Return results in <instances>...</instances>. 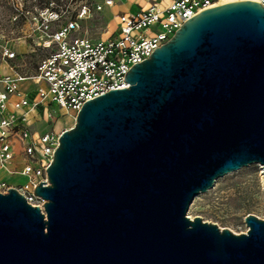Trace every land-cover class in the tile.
I'll return each instance as SVG.
<instances>
[{
  "label": "water",
  "instance_id": "water-1",
  "mask_svg": "<svg viewBox=\"0 0 264 264\" xmlns=\"http://www.w3.org/2000/svg\"><path fill=\"white\" fill-rule=\"evenodd\" d=\"M87 102L34 193H0V264H264L248 231L191 219L193 201L253 164L264 178V8L242 0L184 23Z\"/></svg>",
  "mask_w": 264,
  "mask_h": 264
},
{
  "label": "built area",
  "instance_id": "built-area-1",
  "mask_svg": "<svg viewBox=\"0 0 264 264\" xmlns=\"http://www.w3.org/2000/svg\"><path fill=\"white\" fill-rule=\"evenodd\" d=\"M79 1L84 5L75 18L66 20L68 12L51 5L32 20L28 38L32 52L40 55L33 73L10 66L8 62L19 55L0 47V60L9 67L3 72L0 66V193L15 188L42 212L46 201L34 191L41 183L49 185L47 170L62 134L53 129L57 118L49 108L55 105L64 115L76 116L87 102L128 88L127 73L149 59L184 23L210 8L242 0H147L121 11L115 35L97 40L80 34L81 21L91 10L90 0ZM248 1L264 8V0ZM115 4L116 0H105L107 7ZM34 34H41L39 41ZM41 126L47 130L40 131Z\"/></svg>",
  "mask_w": 264,
  "mask_h": 264
},
{
  "label": "rangeland",
  "instance_id": "rangeland-1",
  "mask_svg": "<svg viewBox=\"0 0 264 264\" xmlns=\"http://www.w3.org/2000/svg\"><path fill=\"white\" fill-rule=\"evenodd\" d=\"M138 1L135 0V3ZM123 3L124 0L121 2L116 0L115 6L107 7L105 0H90L87 5L91 11L81 21L80 34L91 40L115 35L117 18L120 14L119 6ZM51 5L66 10L68 12L66 20H69L75 18L84 2L79 0H0V47H8L19 55L8 64L18 67L22 73H33L40 57L38 53L32 52L33 45L28 38L31 22L42 9ZM101 6L102 9H99ZM66 20H63L61 24ZM40 35L34 34V40L39 41ZM0 66L3 72H9L5 61L0 60ZM54 108L57 107L54 105L49 108V111L57 118L53 129L57 134H61L74 126L76 118H74L75 115H64L63 112ZM39 130L44 132L47 128L41 126ZM262 172L259 164H253L218 179L214 188L199 195L193 201L188 216L191 219L201 217L203 221L216 224L221 229H229L235 234L246 233L248 227L245 218L248 215L264 219ZM24 181L25 179L22 180Z\"/></svg>",
  "mask_w": 264,
  "mask_h": 264
},
{
  "label": "crops",
  "instance_id": "crops-1",
  "mask_svg": "<svg viewBox=\"0 0 264 264\" xmlns=\"http://www.w3.org/2000/svg\"><path fill=\"white\" fill-rule=\"evenodd\" d=\"M147 0H139L138 3L144 4ZM138 3H135V0H124L123 5L119 6V12L121 11H131ZM21 181L24 179H20Z\"/></svg>",
  "mask_w": 264,
  "mask_h": 264
},
{
  "label": "bare ground",
  "instance_id": "bare-ground-1",
  "mask_svg": "<svg viewBox=\"0 0 264 264\" xmlns=\"http://www.w3.org/2000/svg\"><path fill=\"white\" fill-rule=\"evenodd\" d=\"M166 1H168V0H166ZM117 20H118V18H117ZM63 113H64V111H62ZM74 118H76L75 116H74ZM261 166V165H260ZM261 168H262V170H263V167L261 166Z\"/></svg>",
  "mask_w": 264,
  "mask_h": 264
}]
</instances>
